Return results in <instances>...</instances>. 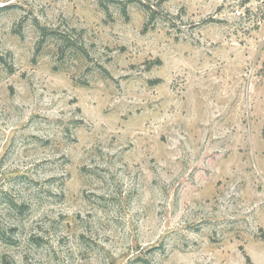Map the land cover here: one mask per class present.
Listing matches in <instances>:
<instances>
[{
    "label": "rangeland",
    "instance_id": "1",
    "mask_svg": "<svg viewBox=\"0 0 264 264\" xmlns=\"http://www.w3.org/2000/svg\"><path fill=\"white\" fill-rule=\"evenodd\" d=\"M0 230V264H264V0H0Z\"/></svg>",
    "mask_w": 264,
    "mask_h": 264
},
{
    "label": "trees",
    "instance_id": "2",
    "mask_svg": "<svg viewBox=\"0 0 264 264\" xmlns=\"http://www.w3.org/2000/svg\"><path fill=\"white\" fill-rule=\"evenodd\" d=\"M148 8H149V12H150L149 16H150V19L152 20L156 17L157 11L153 6H148ZM40 30H41L42 39L40 41V45L38 47V50H41L43 48L44 44L47 42V40L49 38L50 31H52L53 34L55 32H57L56 30H53L52 28H49V27H41ZM60 42H61L60 51L62 53L66 52V51H73V50L78 49V48L82 49L83 51L85 50L84 43H83V40L81 38L63 36V38L60 40ZM12 204L14 207L16 206L14 203H12ZM6 238H8V237L5 235L4 231L0 230V239L6 240ZM149 251L152 252L153 248H150ZM132 261L138 262L139 264H153V262H152V260H150V258L143 257V255H138ZM5 264H9V262L6 261Z\"/></svg>",
    "mask_w": 264,
    "mask_h": 264
}]
</instances>
